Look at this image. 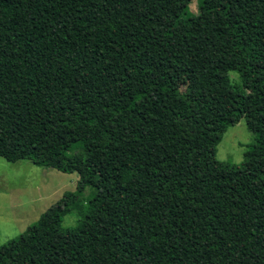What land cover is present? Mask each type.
<instances>
[{
  "label": "trees",
  "instance_id": "trees-1",
  "mask_svg": "<svg viewBox=\"0 0 264 264\" xmlns=\"http://www.w3.org/2000/svg\"><path fill=\"white\" fill-rule=\"evenodd\" d=\"M0 158L78 177L0 264H264V0H0Z\"/></svg>",
  "mask_w": 264,
  "mask_h": 264
},
{
  "label": "rangeland",
  "instance_id": "rangeland-1",
  "mask_svg": "<svg viewBox=\"0 0 264 264\" xmlns=\"http://www.w3.org/2000/svg\"><path fill=\"white\" fill-rule=\"evenodd\" d=\"M196 13V9L192 8ZM231 83L237 87L238 94L250 100L247 89L240 84L237 74L229 73ZM189 78L179 82L184 86ZM253 144V136L248 131L245 119L228 127L216 146L215 159L231 165H241L243 154ZM76 174H66L53 169L35 166L28 161L9 163L0 158V246L18 237L30 226L36 224L41 215L55 205L66 192H73L77 183ZM93 193L85 189L82 203ZM77 223L75 212L63 217L61 227L68 229Z\"/></svg>",
  "mask_w": 264,
  "mask_h": 264
}]
</instances>
